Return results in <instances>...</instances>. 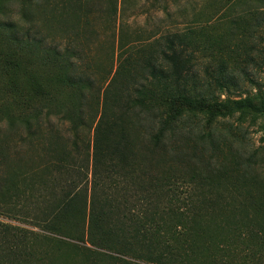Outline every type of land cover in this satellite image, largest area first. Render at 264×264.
I'll return each mask as SVG.
<instances>
[{"label":"rangeland","instance_id":"374dc122","mask_svg":"<svg viewBox=\"0 0 264 264\" xmlns=\"http://www.w3.org/2000/svg\"><path fill=\"white\" fill-rule=\"evenodd\" d=\"M262 1L0 0V264H246L249 230L260 228L264 240V205H252L246 197V191L264 193V27L241 35V27L250 29L255 20L240 13L244 5ZM188 29L190 41L203 48L223 45L220 55L213 47L190 48L194 68L212 85L205 69L216 77L219 65L243 68L230 76L235 87L219 96L248 100L253 109L244 119L218 118L206 127L195 118L184 126L166 122L182 109L159 52L168 34ZM33 40L68 53L65 65L73 66L46 61ZM62 75H69L68 83L59 90L53 80ZM125 109L142 134L139 146L147 149L146 158L159 153L161 161L142 159L135 166L138 176L113 175L104 188L93 176L96 132L108 116L123 126L119 118ZM193 125L200 128L195 137L186 130ZM26 128L35 132V144L23 141ZM209 128L207 141L203 134ZM63 148L66 161L57 155ZM143 172L161 183L169 172V191L160 188L153 195L142 189ZM201 175L220 183L224 200L245 202L249 210L239 214L245 234L235 246H212L204 235L197 250L191 234L173 233L181 231L178 215L190 210L191 182ZM101 192L115 199V217L131 232L139 230L127 247L89 239L91 201ZM68 193L85 194L86 209H72L73 224L57 231L41 218L44 211L50 214L47 207L56 196ZM57 207L52 205L51 217ZM247 264H264V243Z\"/></svg>","mask_w":264,"mask_h":264},{"label":"trees","instance_id":"16d2710c","mask_svg":"<svg viewBox=\"0 0 264 264\" xmlns=\"http://www.w3.org/2000/svg\"><path fill=\"white\" fill-rule=\"evenodd\" d=\"M241 16H251L253 17V26L249 29L241 27V35H252L257 32L260 28L264 27V1L259 2L256 6L244 5L242 7ZM240 16V17H241ZM205 29V28H203ZM193 32L188 29L182 34L178 32L177 34L171 33L165 38V46L159 52L161 60L167 67L166 80L172 87L174 91V99L176 103L180 106L182 111L170 115L169 120L166 117V122H177L179 124H184L186 119L191 120V118L198 119L200 122H204V127L211 125L216 119H226L237 116L238 119H244L248 113V110H252V104L246 99H221L219 94L223 91L234 88L235 84L231 81V75L238 71H242L237 63L230 70L226 69L224 65H219L217 71V76L213 77L206 69L204 74L212 77L214 85L207 80L204 76L200 75L194 68V52L190 48H201L207 51H211L212 47L218 55L224 52L223 45L220 42H214V44L207 43V47L204 48L190 41V35ZM202 33V32H201ZM34 43V47L37 49L38 54L42 55L46 61L59 62L62 67L70 68L73 65H65L67 62L68 53L58 54L57 50L52 48H45L39 40L31 41ZM193 48V49H194ZM253 48L249 49L252 52ZM264 54V53H262ZM252 60V57L248 56L247 61ZM69 76V75H68ZM66 75H62L53 80L54 86L61 90L62 86H65L67 82ZM228 78L230 81H227ZM213 86V87H211ZM36 91L41 90V87L36 85ZM218 91L219 93H216ZM207 92L209 94H207ZM128 109L124 110V116L119 118V121L123 123L118 124L113 122V120H108V116L105 121H103L102 126H98L96 132V147L99 153V157L95 155L94 158V169L93 176L96 177L98 181L102 180L101 185L104 188L109 187L107 185L108 178H112L113 175L119 176L120 179L124 180L128 178L133 179L136 174L135 166L142 159L148 162L161 161V157H157L158 154L152 156L148 154L144 155L147 150L139 146L140 136L142 135L135 129V124L131 120H127V115H130ZM168 116V115H167ZM20 116H17L19 119ZM202 118V119H201ZM124 121L126 124L130 122L129 127L124 126ZM199 125V124H198ZM197 125L188 126L186 130L188 133L195 137L200 131ZM128 127V128H127ZM212 128H209L204 132V137L206 140H212L211 137ZM23 141L27 144H35L36 134L32 130L26 128L22 134ZM205 139V138H203ZM207 140V141H209ZM204 141V140H203ZM211 143V142H210ZM158 147L154 146L157 149ZM148 149V150H150ZM141 154H140V152ZM154 152V150H152ZM67 151L63 148L62 152L57 155L63 157V160L67 159ZM177 158L179 155L174 153ZM66 157V158H65ZM157 157V158H155ZM140 159V160H139ZM158 159V160H156ZM65 160V161H66ZM162 183L158 180L156 176H147V172L141 173L142 176H147L145 182L141 184V188L145 189L150 194H158L159 189L161 192L169 191L167 190V176ZM210 176V175H209ZM199 178V176L197 175ZM202 180L197 183L191 182L194 190V195L190 200V210L184 216L178 215V225L181 231H173L174 234L178 235H189L191 234L192 239L190 244L200 250L199 242L201 238L206 235V238L211 239V245L214 246L215 242L221 243H232V245H237L243 241L245 234V226L240 220V215L244 213H249L245 211V202L241 204H235L232 199H223L222 195H219V182H217L212 176L211 180L205 175H201ZM213 179V180H212ZM98 182L95 181L94 187ZM254 183L251 185L253 186ZM168 187V186H167ZM256 190V185L253 186ZM255 195V196H254ZM252 194L246 191V197L252 205L259 207L264 205V193L257 189V194ZM115 199L108 196L106 193L96 194L94 193L93 199L91 201V209L89 212V225L88 234L89 239L99 246H114L121 249L122 247H127L130 244V240L134 239L137 235L136 231L138 229L131 230L127 229L126 221H120L115 217L113 206L115 205ZM55 204L57 210L53 217L52 205ZM50 208V214L44 211L43 215L46 217L41 218L45 223H49L53 229L57 231L66 230V225L72 223L70 219L71 210L78 208L80 211H85L86 209V198L85 194L79 193L78 196L68 193L65 198L56 196L54 201L49 203L47 209ZM264 208V207H263ZM190 213V214H189ZM211 215V221L209 222L208 215ZM114 215V216H112ZM189 215V216H187ZM111 216L113 222L111 223ZM51 217V218H50ZM73 224V223H72ZM246 239L251 244L247 250V254L244 257L246 264L250 262L258 252H260V247L264 243L262 230L257 227L256 230L250 231ZM208 233V234H207ZM145 236V235H144ZM195 236V237H194ZM147 248L151 247L150 244L146 245ZM259 249V251H258ZM151 251L150 253H152Z\"/></svg>","mask_w":264,"mask_h":264}]
</instances>
